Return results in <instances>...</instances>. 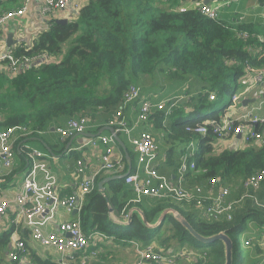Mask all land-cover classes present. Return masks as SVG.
<instances>
[{
    "label": "trees",
    "instance_id": "obj_1",
    "mask_svg": "<svg viewBox=\"0 0 264 264\" xmlns=\"http://www.w3.org/2000/svg\"><path fill=\"white\" fill-rule=\"evenodd\" d=\"M189 1L202 0H88L73 20L49 21L30 47L12 50L16 56L46 55L53 60L37 61L14 77L0 70V129L29 128L32 133L20 141L38 138L42 132L84 116L93 121L96 129L108 125L130 86L139 88L142 97L154 102L183 97L169 116L154 110L149 120L141 123L153 127L154 132L160 131L158 135L167 149V163L160 164L159 173L169 176L165 169L160 171L163 165L176 173L185 144L195 141L196 170L187 175L188 186H205L215 180L236 191L241 189L230 220H204L188 203L150 198L130 203V192L122 179L114 181L112 189L99 192L96 188L85 197L79 213L82 231L88 234L94 229L128 245H152L156 251L175 241L179 251L189 246L188 250L195 254L190 257L181 252L185 254L182 256L169 249L167 257L178 256L175 264H224L222 242L202 244L169 216L153 230H148L137 214L124 228L115 227L109 220L110 210L124 217L128 208L135 206L152 224L163 210L173 208L199 235L229 236L233 264H241L245 260L240 250L243 231L249 224L264 228V208L256 206L251 198H242L246 178L264 171V123L250 125L260 139L249 140L242 149L219 152L215 148L217 138L209 126L205 136L194 129L225 116L233 105L231 100L220 111L206 112L223 95L234 96L244 90L246 65L264 70V43L258 39L264 40V31L258 36L259 32L245 24L208 18L197 7L182 9L181 4ZM9 11L2 8L3 13ZM209 95L215 99L209 100ZM146 132L158 144V136ZM27 148L31 147H26V152ZM255 196L260 201L264 199V182ZM95 249L97 246L87 252ZM97 260V264H103L101 257ZM35 262L57 264L50 260Z\"/></svg>",
    "mask_w": 264,
    "mask_h": 264
},
{
    "label": "built area",
    "instance_id": "obj_2",
    "mask_svg": "<svg viewBox=\"0 0 264 264\" xmlns=\"http://www.w3.org/2000/svg\"><path fill=\"white\" fill-rule=\"evenodd\" d=\"M40 1L42 2V12L49 17L50 21H53L55 14H63L70 6L73 7L75 15L82 8L79 5H72L71 0ZM197 8L203 16L211 19L219 18V6L210 7L202 3ZM25 11L26 7L23 6L16 11H9L0 15V27L11 18L22 16ZM243 37L247 38V34H244ZM258 39L264 43L262 38ZM42 60L48 61L52 60V58L46 55L43 57L35 56V58L16 56L11 48L6 47L0 41V70L11 77L27 70L35 62ZM245 72L244 85L247 87L240 94L231 97L233 105L240 104L250 89L264 87V70L254 69L246 65ZM214 99L213 95H209V100L212 101ZM180 100H183V97L166 98L154 102L147 97H142L139 88L130 86L124 94L119 110L108 121L107 126L113 129V134L97 135L91 140V146H101L103 148L97 173L101 171H116L121 167L122 157L114 158L113 154L116 146L115 135H124L136 155L135 170L124 177V183L132 188L137 200L140 198H152L188 203L193 205L194 209L199 212L204 220L217 221L222 217L230 220L231 212L234 210L235 205L234 200L232 201L230 198V187L220 185L215 180L205 186H188L187 175L191 172L194 173L196 170L193 162L198 152L195 141H189L185 145L184 154L176 171L177 174L174 177H170L159 173L158 169L161 163L157 155L158 146L152 136L145 131L134 136L136 127L148 121L154 110L164 111V116L167 117L180 103ZM128 109L135 111V119L131 124H129L125 115V111ZM256 123H264V118L252 114L234 118L231 113L225 115L220 121H205L195 127L194 132L205 136L207 126H209L218 142L240 135L245 143H248L251 139L261 138L260 134H256L250 127L251 124ZM94 127L93 121L84 116L70 119L63 127H55L53 130L61 139H67L83 134ZM31 133L32 131L25 126L0 129V161L3 168H12L15 157L14 143L19 142V139L25 138ZM27 149L26 153L32 161L31 169L25 176L19 193L13 199L0 201V216L9 214L22 218L24 225L30 230L33 240L43 247L53 248L60 255L57 264H73V258L76 253L86 251L89 246L95 245L97 239L106 237L97 231L84 234L79 218L85 197L94 189L96 174L84 176L83 163L77 160L73 171L76 191L73 195L66 197L62 205L68 212L76 210L78 219L74 223H63L60 233L54 231L45 233L43 226L51 218L60 201L55 194L54 177L46 169L44 163L38 162V160L45 157V154L35 148ZM164 159L165 156H163L162 160ZM38 171L43 173V184L35 182V175ZM262 182H264V171L249 176L242 184L244 190L242 198L253 199L256 206L260 208H264V200L260 201L255 196V193L260 190ZM47 212L50 216L46 217L45 214ZM38 217L43 220H37ZM24 248L23 242L16 241L14 251L9 253V261L17 264H28L27 259L23 256ZM135 254L136 260L126 264H158L163 262L175 264L177 259V257L165 256L162 251H156L152 245L136 249ZM181 255L185 254L181 253Z\"/></svg>",
    "mask_w": 264,
    "mask_h": 264
},
{
    "label": "crops",
    "instance_id": "obj_3",
    "mask_svg": "<svg viewBox=\"0 0 264 264\" xmlns=\"http://www.w3.org/2000/svg\"><path fill=\"white\" fill-rule=\"evenodd\" d=\"M72 5H79L83 7L88 0H71ZM197 1H189L182 3L181 6L187 9H194L199 4ZM0 15L5 14L2 12V6L6 7L5 3H10V11H16L17 9L25 6V13L16 18H11L2 27H0V41L7 47L5 41L7 34L10 31L14 32V39H17L19 43L11 47L13 48H28L32 45L36 37L47 29L50 21L49 17L42 12V2L40 0H1ZM210 7L219 6V19L224 23H242L247 25L251 30L259 32L260 36L264 31V0H214L208 4ZM7 10V9H6ZM76 15L73 12V7L64 12L63 14H55L53 20L66 19L68 21L73 20ZM15 32L21 35H15ZM260 38V37H259ZM9 48V47H8ZM53 60V59H52ZM247 86L245 85V88ZM250 89L243 99H255V103L243 106L241 103L232 105L224 115L231 114L234 118L240 117L245 114H252L264 118V87ZM136 109L137 106L135 105ZM126 118L131 124L135 119V111L130 109L125 111ZM62 123L59 127H63ZM143 126V127H142ZM107 128H111L107 125L98 126L96 129H90L87 132L76 135L72 138L61 139L60 136L54 132L53 128L46 132H42L40 137L23 139L14 143V162L11 169L3 168L0 161V201L7 199H13L20 191L22 182L31 169L32 161L26 153V147L35 148L45 154V157L38 160L40 163H44L46 169L55 179V194L60 201V204L53 212L51 218L43 226L45 233L52 231L56 233L61 232V225L66 222L74 223L78 219V215L73 212H68L63 207L62 203L66 197L73 195L76 191L73 171L76 166L77 160L81 161L84 166V176H95V186L99 192H105L106 189H112L113 182L116 180L124 179L125 174L134 172L136 166V155L132 146L127 141L124 135L118 134L116 146L114 148V158L122 157L121 167L116 171H101L97 173L100 164V154L103 152L101 146L93 147L90 145L91 140L97 135H112ZM142 128L146 131H150L153 136L158 140V159L160 163H167V149H164V143L162 138L158 135L160 131H152L153 127L146 124H139L134 132V136H137ZM145 131V132H146ZM246 144L244 139L239 136H233L223 141L217 142L222 150H234L245 148ZM163 145V149L160 146ZM186 145V144H185ZM68 146L67 151L65 148ZM162 147V146H161ZM127 151L131 154L128 155ZM184 153H180L178 163L180 164L181 157ZM133 156L132 160L130 157ZM163 156L165 159L162 160ZM126 159V160H125ZM174 165V164H173ZM166 170V175L174 177L177 173L167 166H162L160 171ZM175 173V174H174ZM127 174V175H128ZM35 182L43 184V173L37 172L35 175ZM126 186V191L130 198L129 202L136 204L143 198L137 200L135 192L131 187ZM93 189V190H94ZM241 189L236 191L231 188L230 198L235 201L240 193ZM260 191V190H259ZM258 191V192H259ZM152 199V198H150ZM264 200V199H262ZM234 202V201H233ZM50 205V203H48ZM136 208L131 206L128 208ZM173 209V208H171ZM175 210V209H174ZM177 211V210H176ZM48 213V212H47ZM45 214L46 217L50 214ZM37 220H43L38 217ZM109 220L117 228H124L121 222L126 220V216L117 215L112 210L109 211ZM93 230V231H92ZM88 234L96 232L92 229ZM67 236V235H66ZM242 241L240 250L243 252L245 260L241 264H264V228H257L252 224L247 226L242 233ZM23 242L25 248L23 250V256L27 259L28 264H37L36 260H50L57 263L60 255L53 248H46L41 246L38 242L32 239L30 230L24 225L22 218L17 216H11L5 214L0 216V264H17L9 261V253L14 251L15 242ZM97 246L95 252L87 250L91 247ZM251 246V247H248ZM144 247V246H142ZM135 243L128 245L115 241L112 237H102L97 239L94 246H89L86 253H76V257L73 258V264H97V257H101L103 264H126L125 261H119V258L127 257L128 261L133 262L136 260V249H141ZM170 252V251H169ZM186 253V252H185ZM192 253V252H187ZM129 262V263H130ZM161 264V263H158Z\"/></svg>",
    "mask_w": 264,
    "mask_h": 264
},
{
    "label": "water",
    "instance_id": "obj_4",
    "mask_svg": "<svg viewBox=\"0 0 264 264\" xmlns=\"http://www.w3.org/2000/svg\"><path fill=\"white\" fill-rule=\"evenodd\" d=\"M214 0H205L203 2L204 5H208L210 2H212ZM67 20L66 19H58L56 20V23H66ZM14 36V32L10 31L7 34L6 37V45L7 47L11 48L16 46L19 41L17 39L13 38ZM256 100L255 99H243L241 101V104L243 106H247L248 104L251 103H255ZM110 132H112L113 134V129L112 128H107ZM115 140H117V136L115 135ZM68 146L65 148V150L67 151ZM128 174V173H127ZM127 174H125L123 177H125ZM76 210L73 211V214H76ZM133 214H137L141 220V222L143 223V225L148 229V230H153L154 228L158 227L161 225V223H163L166 219L167 216L171 217L175 222H177L178 224H180L185 230H187V232L198 242L202 243V244H211L213 242L216 241H220L222 242L223 246H224V264H233V242L232 239L227 236L224 233H219L217 235H214L212 237H203L201 235H199L193 228L192 226L188 223V221L184 218V216H182L180 213H178L176 210L174 209H165L163 210L158 218L156 219V221L152 224H149L146 221V218L144 216V213L138 208H130L129 210L126 211V220H124L123 222H121V224L123 225V227H126L130 224L131 222V218L133 216Z\"/></svg>",
    "mask_w": 264,
    "mask_h": 264
},
{
    "label": "rangeland",
    "instance_id": "obj_5",
    "mask_svg": "<svg viewBox=\"0 0 264 264\" xmlns=\"http://www.w3.org/2000/svg\"><path fill=\"white\" fill-rule=\"evenodd\" d=\"M5 4H6V7L3 6L2 8L10 9V7L12 6L10 3H5ZM18 34L21 35V32L20 33L15 32V35H18ZM252 91H253V89L250 92H252ZM231 96L232 95H230V94L223 95L220 99H218V101L210 109L207 110L206 114H210L212 112L220 111L221 109L225 108L229 104V102L231 100ZM215 148H216V151L217 152L222 151V149H221V147L219 145L215 146ZM240 240L242 241V237L241 236H240ZM156 246H158V245L156 244ZM248 247H251V246H248ZM184 248L185 249H183L182 251H179L178 245L175 243V241H172V242L169 243V246L168 247H166L164 250H162V252H163V254L165 256L168 255V250L169 249H174L175 252H177V253H181V252H186L187 253V252H190L188 250V249H190L189 246H184ZM84 253H86V252L84 251ZM189 255H191L190 257L195 256V254L193 255L192 253H189ZM182 256H184V255H182ZM176 257H178V256H176ZM119 259H120L119 261H122V262L123 261H125L126 263H129L130 262V261H128V259H127L126 256H124L122 258H119ZM161 264H167V262H163Z\"/></svg>",
    "mask_w": 264,
    "mask_h": 264
}]
</instances>
